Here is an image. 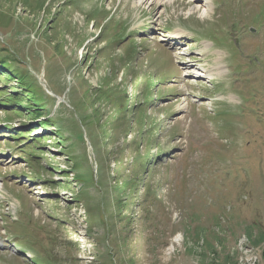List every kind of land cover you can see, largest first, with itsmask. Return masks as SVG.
<instances>
[{
  "label": "rangeland",
  "instance_id": "374dc122",
  "mask_svg": "<svg viewBox=\"0 0 264 264\" xmlns=\"http://www.w3.org/2000/svg\"><path fill=\"white\" fill-rule=\"evenodd\" d=\"M212 2L0 0V264H264V0Z\"/></svg>",
  "mask_w": 264,
  "mask_h": 264
},
{
  "label": "trees",
  "instance_id": "16d2710c",
  "mask_svg": "<svg viewBox=\"0 0 264 264\" xmlns=\"http://www.w3.org/2000/svg\"><path fill=\"white\" fill-rule=\"evenodd\" d=\"M4 43L8 48L10 47V45L8 43H6V42H4ZM6 46L3 45L0 48V79L3 77L4 78L8 77V78H12V79H17V80H19V84L24 87L25 83H23V82L30 77L32 78L31 75L26 74V71H29L28 66L25 65V67H23V63L20 60L21 58L17 54V52H19L18 48H17V52H15V54H13L11 52V55H8V53H7L8 48ZM135 49H136V47H135ZM31 87H35L34 84H32ZM31 87H29V88L31 89ZM27 88L28 87H24V89H23L24 92L14 90V93L16 94V99L12 98L13 95H7L8 99L13 101V102H11L12 103L11 106H18V107L26 108V110L31 109V110H29L30 111L29 113H30L31 117L35 118L36 120H40L43 117L46 118L45 116H43L44 115L43 109L46 107V105L41 103V99H43V98L38 97L36 95V93L40 92V90L38 89L36 91V93L34 94V92L27 90ZM1 93H6V92H1ZM26 100L29 101V103L34 104L35 107L34 106H31L28 108L23 107V104H25L27 102ZM5 104H7V103H5ZM12 110H16V109H12ZM123 112L124 111H122L121 113H123ZM41 124H42V126L43 125L47 126L48 123H47V121H43ZM27 134H30V133H27ZM22 136H25V135L22 134ZM144 142H146L145 151L142 152V149L135 151V155H134V158L132 159V163H131L132 170L130 172V175L125 179V182H124V185H127L129 182V185H132V189L128 193L126 191H123L121 193V194L124 193L127 196L126 200H128L129 197L133 199L131 205L135 202L140 203V200L137 199V196L139 194L143 193L142 190H140V188H139V187H141L143 179H144L143 175H145L148 172V170H150L154 166L155 160H157L158 158H160L163 155L162 152H158V154L154 153L153 148H152V151H150L151 144L154 142L153 138L146 139ZM134 143H136L135 140H134ZM147 145H149V147H147ZM141 147L142 146L140 144V148ZM105 151L107 154V150H105ZM101 160H102L101 157H99V159L96 160L97 168L99 167V162ZM130 176H132V177L129 178ZM147 176H149V174ZM117 177L120 178V171L119 170H117ZM51 183H55V182L51 181ZM96 184L99 185L98 182H96ZM121 185L124 186L122 183H121ZM119 190H120V185L118 182V185L115 187V196L120 195ZM118 198H119L118 200L116 198L117 201L115 200L114 203L116 206L120 207L124 203L122 200H120V197H118ZM146 198H147V195H146ZM145 201H146V199H145ZM144 209L145 210L147 209L146 205L144 206ZM135 222L137 223V221H135ZM138 223H139V220H138ZM250 235L251 234H249V236ZM257 241L258 242L262 241V239L260 238ZM258 242H255V244H258ZM50 264H52V263H50Z\"/></svg>",
  "mask_w": 264,
  "mask_h": 264
},
{
  "label": "bare ground",
  "instance_id": "6f19581e",
  "mask_svg": "<svg viewBox=\"0 0 264 264\" xmlns=\"http://www.w3.org/2000/svg\"><path fill=\"white\" fill-rule=\"evenodd\" d=\"M150 1H152V2H154L155 3V1H158V2H161V3H172L173 1H175V0H150ZM195 3H197V7H200L201 6V4H203L204 5V12L206 13L207 11H209L208 9H210V7H212L213 5H212V0H193ZM169 5V4H168ZM166 7V6H165ZM174 8V7H173ZM208 13V12H207ZM204 14V13H203ZM191 17V16H190ZM184 31H181V30H178V31H176V33L175 34H173V37L174 38H179L180 36H181V34L183 33ZM207 49H208V47H207ZM218 62V61H217ZM213 71H215V72H218L219 74H222L223 72V67H222V65H218L217 66V68L215 69V70H213ZM206 73H210L209 71H206ZM205 73V74H206ZM182 109L184 108V105H181L180 106Z\"/></svg>",
  "mask_w": 264,
  "mask_h": 264
}]
</instances>
